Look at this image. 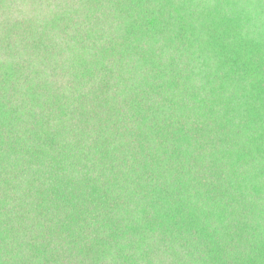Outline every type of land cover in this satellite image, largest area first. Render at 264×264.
<instances>
[{
    "label": "trees",
    "instance_id": "trees-1",
    "mask_svg": "<svg viewBox=\"0 0 264 264\" xmlns=\"http://www.w3.org/2000/svg\"><path fill=\"white\" fill-rule=\"evenodd\" d=\"M0 264H264V0H0Z\"/></svg>",
    "mask_w": 264,
    "mask_h": 264
}]
</instances>
